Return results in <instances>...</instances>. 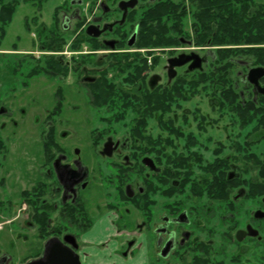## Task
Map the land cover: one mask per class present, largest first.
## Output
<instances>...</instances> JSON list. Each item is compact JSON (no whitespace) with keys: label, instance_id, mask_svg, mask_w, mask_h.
<instances>
[{"label":"flooded vegetation","instance_id":"flooded-vegetation-1","mask_svg":"<svg viewBox=\"0 0 264 264\" xmlns=\"http://www.w3.org/2000/svg\"><path fill=\"white\" fill-rule=\"evenodd\" d=\"M16 1L0 0V15L10 14ZM157 1L22 0L31 9V18L24 21L25 31L35 34L37 43L39 30L47 31L52 38L63 32L70 36L74 46L71 53L76 57L70 60H87L88 68L77 69L80 63L68 72L76 80L81 78V86L88 89L87 95L92 98L89 108H103L114 114L117 107L121 117L131 110L135 115L132 126L126 127L129 136L125 139L113 140L107 135L103 142L73 140V145H65L62 141L71 135L63 133L62 141L48 142V150L41 146L38 170L27 189L21 191L38 195L40 200L37 213L41 231L33 235L41 244L39 256L50 243L67 245L65 240L72 237L78 245L84 237L98 240L109 235L107 241H125L120 254L132 255L134 264H250L247 255L253 252L264 264V126L238 125L234 114L221 112L217 107L216 111L227 114L230 122L231 132L224 133L222 141L201 138L211 123H198L196 133L189 131L190 124L178 125L184 116L195 122L200 119L198 110L182 109L199 97L200 74L208 72L213 61L208 63L206 55L200 58L199 51H195L200 47L183 49L192 42L179 37L178 49H165L173 54L166 61L164 77L155 74L158 48L138 45V22L141 13ZM176 2L171 3L185 20L191 21L193 11H200V0ZM47 5L49 28L42 20ZM82 45L88 51L77 52ZM38 47L41 55L20 58L26 59L21 66L37 65L44 55L57 63L66 59L65 52H46L41 50L44 47ZM70 63L75 64L72 60ZM237 65L242 69V88L247 95L243 97L241 93V97L246 99L250 93L255 100L258 94L264 95L262 78L257 84L247 79L248 72L256 67L247 62ZM9 67L7 64L6 68ZM53 72L60 74L59 70ZM105 81L124 91L117 105L111 98L101 103L96 97V86L104 88ZM11 92L12 88H5V93L1 90L0 100L12 101ZM55 96L58 102L52 113L57 117L55 113L60 115L64 111L59 89ZM209 97L217 105L215 98ZM2 113L8 114L6 108H0ZM52 129L47 134L52 133L54 138L55 125ZM258 129L262 134L256 135ZM254 136L262 139L256 140ZM103 168H110L111 172H104ZM216 187L218 193L228 194V203L200 205V196L210 193L205 190ZM216 213L217 223L225 228L215 245L200 234L207 230L204 220L215 219ZM99 222L102 226L110 225L112 235L102 231L97 237L88 236ZM32 227V223L27 224L28 229ZM9 261L7 255L0 256V264Z\"/></svg>","mask_w":264,"mask_h":264},{"label":"rangeland","instance_id":"rangeland-1","mask_svg":"<svg viewBox=\"0 0 264 264\" xmlns=\"http://www.w3.org/2000/svg\"><path fill=\"white\" fill-rule=\"evenodd\" d=\"M17 1L18 5L15 7L12 20L5 29V35L0 40V91L3 90V93H5V88H12V101L9 100L4 103V101H2L4 99L0 100V108H6L8 112V114L6 113L3 115V113H5L4 110L2 115L0 114V204L2 205V207H0V256L7 255L10 259L8 264H14L13 258H17V256L21 259L20 264H25V260H27L28 257H35L40 253L41 244L38 243L33 236L41 231L38 225L39 216L36 209L23 203L20 193L23 189H27L31 178H34L38 170V164L40 160H42L41 146L43 145V139L48 130L52 129V125H55L56 128L54 140L60 142L62 141L61 136H63V133H68L71 137H67L63 140L62 144L73 145V140H79L83 143H90V141L103 142L107 135L112 136L113 140L125 139L129 136V129L126 127L132 126L135 119L132 110L128 111L124 117L118 115L120 118L115 119L111 112H107L103 108L98 109L93 106L89 108L92 98H89V95H87L88 89L81 86V78L76 80L73 73L68 72L76 65V63H70V58L76 57L71 53L72 50L68 48V46L72 44L71 38L67 40L65 48L61 51L63 53L65 52L64 57L66 58L62 59L64 60L62 65L68 68L65 74L64 71L61 70V63H57V60L54 59L55 68L59 71L61 70L59 75L51 71V74L48 75L41 73V75L24 79L30 66H28V64L21 66V62H25L26 59L20 58H26L29 54L36 57L41 54H38L39 41L37 43L35 34L27 33L24 27L25 19L31 18V9L26 6V4H23L22 0ZM176 1L178 0H172L171 2L177 3ZM180 1L181 0H179V2ZM260 1L263 2L264 0H255L257 3ZM48 7L49 5L45 7V14L42 16L46 28L50 27V9H48ZM62 22L61 20L60 24ZM190 24L191 21L188 19L185 20L183 33L179 37H183L192 42L191 45L183 49L195 50L193 43L194 33ZM178 45L177 40L176 46L174 47L178 49ZM81 47H77V52L85 53L88 51L86 45H82ZM165 49L166 48H158L155 50L157 54L156 63L158 66L154 71L156 75L162 77H164L163 70L166 67V61L169 55L173 54L172 52H168V49ZM208 50L209 49L206 48H200V50L195 51H199L200 58H206L207 56L206 59L208 63H211L212 51ZM11 51H15L18 54L10 55ZM11 56L15 58H11ZM49 58V55L43 56L44 60L53 61V59L50 60ZM10 59H12V62ZM86 61V59L82 61L77 69L88 68L85 67ZM7 64L10 66L9 68H6ZM42 66L44 67V65ZM204 70L208 71L209 68H204ZM234 71V75L236 74L239 78V89H241L244 85L243 75L240 74L243 73L242 69L238 67ZM62 77L65 78L62 79ZM57 89H59L61 93V110L64 109V111L60 115L55 113L57 115L56 117L53 116L54 114L52 112L57 104L56 102H58L57 96H55ZM210 91V87L205 85L200 86L199 97H195L193 100L183 105L182 110L184 111L198 110L202 121L198 118L197 122H195L190 117L182 114L184 116L183 120L179 122L178 125L183 122L188 125L190 124L189 131L196 133V125L198 123L203 125L211 123L210 128H206V133L202 135L201 138H207V140L209 139L211 142H216L218 140L222 141L225 136L224 133L228 135L231 132L228 129V124L230 123L229 116L227 114L220 115L219 111H216L215 102L209 97V94H212ZM74 108H76L77 111H72ZM20 110H24L25 114H22V111L20 113ZM178 114L181 115V112H178ZM180 115H178V117ZM150 124L152 125L153 123L150 122ZM1 126H3V128ZM225 129L226 132H224ZM184 130L187 131L188 129L185 128ZM69 142L71 143L69 144ZM211 148H214V146ZM103 170L107 173L111 172L110 168H107V170L103 168ZM29 173H33V176L31 175L30 177ZM202 204L206 206L212 204V202L203 197L200 200V205ZM213 204L215 205L216 203ZM217 205H224V203H219ZM218 216L219 215L216 213L217 219L204 220V228L207 230L200 234L201 238L213 240L215 245L221 232L225 228L224 226V228H222L220 223H217ZM35 221L37 222L34 223ZM28 223H32V229L27 228ZM102 231L106 233L111 232L112 235L111 226L108 224L102 226V223L99 222L90 231L91 233H89L88 236L93 235L97 237ZM109 237V235H106L107 239ZM10 240L16 243V250ZM110 241L111 243H114V241L118 242L116 254L119 264H134L132 255L124 256L120 254L124 247V240L118 241L112 239ZM78 245V254L80 256V254L86 252V250L82 251V242L78 243ZM229 252L230 251H227V254H229ZM257 256L258 253L255 252L247 255L250 264H261Z\"/></svg>","mask_w":264,"mask_h":264},{"label":"trees","instance_id":"trees-1","mask_svg":"<svg viewBox=\"0 0 264 264\" xmlns=\"http://www.w3.org/2000/svg\"><path fill=\"white\" fill-rule=\"evenodd\" d=\"M17 5L18 1L12 6L10 14L0 15V40L5 35V29L10 24ZM174 8L175 5L170 1L159 0L141 13L138 22V45L140 47L176 46L177 38L183 33L185 19ZM191 26L194 33V46L212 51V68L200 74V86L210 87L212 94L209 95L215 98L217 103L215 107L221 112L228 111L234 114L235 123L238 125L264 126V95L258 94L253 100L254 94L249 93V97L243 99L241 93L243 97L247 95L243 92V88L239 89L238 77L234 75V70L239 67L237 62H247L251 67L264 70V1L257 3L255 0H200V11L197 9L193 11ZM38 37L40 48L44 47L41 50L50 52H61L67 40L70 39L69 35L63 32L60 35L55 33L53 38L49 37L45 30H39ZM73 49L74 46L71 45L70 50ZM71 60L77 65L84 61V59ZM63 61H61V70L65 74L68 68L62 65ZM38 63L29 67L26 73L27 78L41 75V73L48 75L51 71L58 70L52 60L51 62L42 60ZM262 84L264 85V77H262ZM96 87L98 88L95 94L101 103L106 98H111L117 105L118 99L124 92L109 81H105L102 89L99 86ZM114 108L116 110L113 111L115 112L113 116L118 119L120 117L117 114V107ZM255 133L256 135L262 134V130L258 129ZM51 135L52 133H46L42 145L44 149L48 150L47 147H50L48 142L54 140ZM254 139L261 140L262 138L254 136ZM222 183L227 182L223 180ZM218 188L216 187V190L207 188L205 192L210 193H205L200 197L216 204L228 203V194L218 193ZM214 192L217 194H213ZM20 197L23 203L36 209V212L39 210L38 195L31 196L22 192ZM0 207H2L1 204Z\"/></svg>","mask_w":264,"mask_h":264},{"label":"water","instance_id":"water-1","mask_svg":"<svg viewBox=\"0 0 264 264\" xmlns=\"http://www.w3.org/2000/svg\"><path fill=\"white\" fill-rule=\"evenodd\" d=\"M262 77H264V70L256 68L248 72L247 79L251 84H257ZM65 243L67 245L59 242L47 244L42 258L28 264H80L75 252L78 248L75 239L70 237L69 240H65Z\"/></svg>","mask_w":264,"mask_h":264},{"label":"crops","instance_id":"crops-1","mask_svg":"<svg viewBox=\"0 0 264 264\" xmlns=\"http://www.w3.org/2000/svg\"><path fill=\"white\" fill-rule=\"evenodd\" d=\"M12 239V238H11ZM15 246V250L17 249L16 243L13 240H10ZM103 244V245H102ZM12 245V244H11ZM102 245V247L100 246ZM82 251L86 250L78 254L80 264H119L117 262V245L111 243L109 240L105 238L93 240L88 237H84L82 240ZM88 250V251H87ZM10 255V254H9ZM92 255H98L97 258H93ZM20 258L17 256L13 258L14 264H20ZM12 264V263H11Z\"/></svg>","mask_w":264,"mask_h":264}]
</instances>
